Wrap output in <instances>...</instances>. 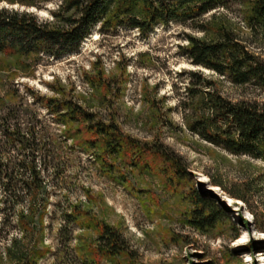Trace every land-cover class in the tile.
<instances>
[{
    "label": "rangeland",
    "instance_id": "obj_1",
    "mask_svg": "<svg viewBox=\"0 0 264 264\" xmlns=\"http://www.w3.org/2000/svg\"><path fill=\"white\" fill-rule=\"evenodd\" d=\"M3 5L41 18L56 7ZM240 9L235 0L219 12L252 39ZM186 33L204 36L177 21L147 36L128 26L103 33L97 25L77 50L34 55L25 72L0 54V264H264V160L231 154L185 125L179 101L189 71L214 73L181 52ZM257 50L264 58V48ZM213 77L223 95L248 96L249 88ZM43 96L71 99L114 123L147 149L146 158L135 166L110 156L103 168L92 148L64 138ZM156 147L181 158L184 180L163 173ZM194 191L221 211L213 227L189 223ZM94 222L119 230L132 254L94 253Z\"/></svg>",
    "mask_w": 264,
    "mask_h": 264
},
{
    "label": "trees",
    "instance_id": "obj_2",
    "mask_svg": "<svg viewBox=\"0 0 264 264\" xmlns=\"http://www.w3.org/2000/svg\"><path fill=\"white\" fill-rule=\"evenodd\" d=\"M5 1L38 10L47 8L48 2L56 4L55 8L48 9L50 18H41L35 11L0 6V54L14 58L15 67L19 66L22 72L25 71L21 68L37 60L32 58L34 55L59 57L77 50L97 25L103 33L128 26L147 36L158 24L177 21L204 32L202 37L186 33L187 44L180 45L181 52L193 64L214 72L207 75L201 70L189 71L184 87L186 94L179 101L185 125L202 140L231 154L264 160V58L257 50L264 48V0H238L240 21L250 31L252 39L241 37L219 12L221 8L229 9V2L235 0ZM211 11L214 13L209 18L203 17ZM257 42L259 46H255ZM214 74L235 86L249 88L248 96L234 100L223 95ZM42 101L54 120L64 126V138L92 148L103 168L108 165L110 156L121 155L135 166L146 158L145 147L141 148L114 123L96 118L92 111L77 102L55 96H43ZM154 152L162 159V171L169 179L184 180L188 176L180 157L161 147H156ZM190 196L197 205L189 219L194 227L204 230L223 218L221 211L197 191ZM83 214V217L87 215ZM25 217L24 213L20 215L23 226ZM94 227L99 230L94 253L109 258L132 254L119 230L99 222Z\"/></svg>",
    "mask_w": 264,
    "mask_h": 264
}]
</instances>
